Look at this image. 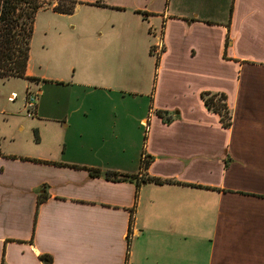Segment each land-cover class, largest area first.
<instances>
[{
  "label": "crops",
  "instance_id": "crops-1",
  "mask_svg": "<svg viewBox=\"0 0 264 264\" xmlns=\"http://www.w3.org/2000/svg\"><path fill=\"white\" fill-rule=\"evenodd\" d=\"M94 9L112 32L90 50L114 59L46 79L49 112L40 82L26 86L45 135L0 143V264H264V50L236 47L264 41V0H79L74 11ZM215 65L234 67L233 92ZM246 71L258 92L237 115ZM203 91L226 95L228 128Z\"/></svg>",
  "mask_w": 264,
  "mask_h": 264
},
{
  "label": "rangeland",
  "instance_id": "rangeland-1",
  "mask_svg": "<svg viewBox=\"0 0 264 264\" xmlns=\"http://www.w3.org/2000/svg\"><path fill=\"white\" fill-rule=\"evenodd\" d=\"M77 3L79 0H76ZM57 4V0H45L43 6L37 11L34 21V30L30 43V57L28 61V68L34 75L44 80L64 78L68 79L72 74L78 72L81 65L86 64H108L110 58L108 54L101 56L99 51H95L92 48L91 41L94 38H99V33H102L104 41L109 32H112L110 25L107 24L106 19L109 17L107 13H104L105 9L98 12L86 14L83 11H74L73 14L57 13L52 10L53 6ZM86 17L94 19L99 26H102L103 30L95 28L85 34L80 28L79 22ZM142 24V23H141ZM138 24L139 30H142V25ZM80 31V32H79ZM80 33V34H79ZM88 36V37H87ZM91 36V37H90ZM154 42L157 41V36L154 33ZM237 50L248 58L257 57V52H260L262 48L264 50V41L258 40H240L237 43ZM133 58V57H132ZM153 66L155 65L156 56L152 54ZM129 59V57H128ZM152 60V59H151ZM135 64L141 62L142 65L146 64V57L140 56L134 57ZM129 66L131 63H125ZM217 64V63H216ZM220 71L226 73L227 79L223 82V86L229 92H233L235 76L234 67L232 65H215ZM129 74H118V81L123 83L131 80ZM117 78L115 80L117 81ZM243 79L244 87L240 89V97L237 115L243 109V102L248 97H255L254 93L258 90L254 89L253 82L259 80L251 71L244 74L241 77ZM35 83L28 82L23 78H9L0 81V143L6 149H17L21 147L25 148L30 144L38 141L39 136L45 135V126L39 121V116H35V106L39 97L34 99V108L32 109L33 115L28 116L24 107V96L29 91V87L25 90L26 86L34 87ZM142 85V82H140ZM49 83L40 82V91H44V95L41 97L42 109L44 112H49L44 101L47 98V89ZM60 86V85H59ZM61 88V87H60ZM15 92L16 98L9 100L8 97L11 92ZM25 91V93H24ZM30 93L34 94L33 91ZM251 95V96H249ZM59 98L63 96L67 97L68 94H62L61 89L57 95ZM38 97V98H37ZM36 122L39 123L40 128L35 126ZM40 133V135H39Z\"/></svg>",
  "mask_w": 264,
  "mask_h": 264
},
{
  "label": "trees",
  "instance_id": "trees-1",
  "mask_svg": "<svg viewBox=\"0 0 264 264\" xmlns=\"http://www.w3.org/2000/svg\"><path fill=\"white\" fill-rule=\"evenodd\" d=\"M45 0H0V81L9 78H23L28 82H46L39 77L26 75L30 57V43L34 30V21L37 11L43 6ZM76 0H57L52 10L57 13L72 14ZM94 5L107 6L96 2ZM229 40L226 39L227 47ZM152 53V51H151ZM159 58H156L158 64ZM205 107L218 114L221 125L228 128L231 125L230 109L227 106V97L222 92H201ZM147 165L145 163L144 167ZM93 175H99L91 171ZM106 177L116 178L114 172L105 173ZM133 176H123L132 178ZM147 181L158 183L157 178L148 177ZM47 261L48 258H46ZM3 264V263H2Z\"/></svg>",
  "mask_w": 264,
  "mask_h": 264
},
{
  "label": "built area",
  "instance_id": "built-area-1",
  "mask_svg": "<svg viewBox=\"0 0 264 264\" xmlns=\"http://www.w3.org/2000/svg\"><path fill=\"white\" fill-rule=\"evenodd\" d=\"M162 31H163V28L161 26L160 30H158V32L156 31L157 41L153 44L151 48L152 54L156 56V58L160 57V54L162 53V50H163ZM16 95L17 94L15 92L11 93V95H9V100H12V99L14 100L16 98ZM35 97H36L35 94H32L30 92H27L24 96V107L27 111L28 116L33 115L32 109L34 108ZM143 124L146 126L145 128L147 129L146 121ZM142 157L144 158V155H142ZM129 236L131 237V233H129L128 237Z\"/></svg>",
  "mask_w": 264,
  "mask_h": 264
}]
</instances>
